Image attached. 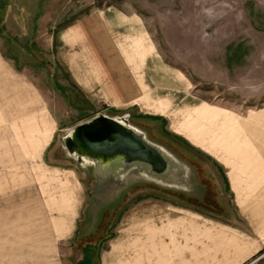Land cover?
I'll return each mask as SVG.
<instances>
[{
	"label": "rangeland",
	"instance_id": "374dc122",
	"mask_svg": "<svg viewBox=\"0 0 264 264\" xmlns=\"http://www.w3.org/2000/svg\"><path fill=\"white\" fill-rule=\"evenodd\" d=\"M3 4L6 9L0 26V50L14 52L20 58V65L31 67L26 72L34 79L40 73L36 69L44 66L40 54L46 52L49 35L47 26L38 25L40 18L50 19L55 30L66 19L77 17L91 7L113 5L144 17L145 26L140 29L149 43L156 46L165 63L182 69L190 79V95L185 92L182 101L207 102L243 114L254 106L250 104L251 99L245 101L241 97L246 95L241 87L249 81H255L256 85L264 81V0H0V7ZM30 22L37 23L34 34L29 30ZM34 36L40 40L33 41ZM59 78L63 80L61 93L54 89L52 77H49L51 88L48 85L46 90V96L52 101V112L56 110V117L61 119L45 154L48 165L41 163L42 168H37L39 160L35 164L34 161L24 163L22 154L15 153L10 154L13 167L0 166V223L14 231L20 230L16 232L18 235H23L30 228L28 225L38 224L45 229V234L48 230L41 239L47 245L46 257L62 259L64 264L84 261L76 259L78 248L89 239L88 232L97 227L102 241L96 243V249L87 250L86 256L88 264H102L103 251L109 242L135 235V223H125L131 218V210L188 208L225 222L236 215V205L214 159L196 148L178 127L181 114L192 107L181 106V101V107L166 111L164 118L134 108L115 109L101 102L92 103L83 96L81 102L66 89L69 88L66 77ZM42 85L47 88L45 83ZM22 102L18 105L22 106ZM126 111L131 124L164 147L180 164L178 167L183 170L172 175V182L178 184L151 180L143 169L136 168L122 178L118 188L100 190L99 198L92 199V167L79 166L68 157L61 138L72 125L99 113L116 115ZM23 126L31 127L29 122ZM39 145L31 142L34 150ZM54 165L60 168H53ZM96 174L103 177L99 171ZM125 238L126 241L131 237ZM35 242L19 236L14 247H0V258L20 259L22 255L29 259L28 256L36 255L37 249L30 248ZM134 243L135 236L129 249L132 254L137 247L144 248L141 243L134 247ZM254 256L261 258H249L241 264H264V250ZM0 261L5 264L4 260ZM198 262L199 259H191L192 264Z\"/></svg>",
	"mask_w": 264,
	"mask_h": 264
},
{
	"label": "crops",
	"instance_id": "0c3cea01",
	"mask_svg": "<svg viewBox=\"0 0 264 264\" xmlns=\"http://www.w3.org/2000/svg\"><path fill=\"white\" fill-rule=\"evenodd\" d=\"M144 20L136 11L113 5L91 7L55 30L50 19L40 18L38 25L47 26L49 35L46 52L40 54L44 66L36 69L40 73L35 79L26 72L30 66L20 65L14 52L0 50V166L13 167L10 154L15 153L22 154L24 163L39 160L37 168H42L41 163L48 165L45 154L61 121L46 96L48 85L51 88L49 77L61 93L63 80L59 77L65 76L66 89L81 102L86 98L164 118L166 111L192 107L181 114L178 127L196 148L214 159L236 205V215L225 222L188 208L131 210L125 223H135L134 247L141 243L144 248L140 244L133 254L129 252L134 236L125 235L131 237L126 240L129 244L125 236L109 242L102 264H192L191 259H199V264H241L254 259L264 250V81L257 85L249 81L241 87L246 90L241 97L251 99L254 106L243 114L207 102L182 101L185 92L190 95L191 81L182 69L165 63L156 46L149 43L140 29ZM30 24L34 34L37 23ZM28 122L31 127L21 128ZM31 142L40 145L34 150ZM2 224L1 248L14 247V241L23 236V240L34 239L30 248L37 249L29 259L22 255L20 259L0 258L5 264H64L62 259L46 257L47 245L41 239L48 230L45 234L38 224L28 225L18 235L20 230Z\"/></svg>",
	"mask_w": 264,
	"mask_h": 264
},
{
	"label": "water",
	"instance_id": "95a60500",
	"mask_svg": "<svg viewBox=\"0 0 264 264\" xmlns=\"http://www.w3.org/2000/svg\"><path fill=\"white\" fill-rule=\"evenodd\" d=\"M128 119L129 111L116 115L99 113L72 125L61 138L68 157L79 166L92 167V199L99 198L100 190L118 188L122 178L136 168L143 169L151 180L156 178L155 181L164 180L167 185L178 184L172 182V175L183 169L178 167L174 156L148 139ZM98 171L103 177L96 174Z\"/></svg>",
	"mask_w": 264,
	"mask_h": 264
},
{
	"label": "flooded vegetation",
	"instance_id": "af4514ba",
	"mask_svg": "<svg viewBox=\"0 0 264 264\" xmlns=\"http://www.w3.org/2000/svg\"><path fill=\"white\" fill-rule=\"evenodd\" d=\"M94 233L96 235H94ZM86 237H89V239H86L85 241H83L81 243V245L79 246V248H78L79 254H78V256H77L76 259H82V260L84 259L83 262L80 260L81 261L80 264H88L89 263V259L86 256L87 250H90L92 248L97 247L96 246L97 245L96 243L102 241L101 240V235H99V232H98V228L97 227H95V230L94 231L91 230L90 232H88V234H87ZM94 237L97 238L96 240H99V241H97V242H96V240H94V241L92 240L91 241V239L94 238ZM75 262H77V260Z\"/></svg>",
	"mask_w": 264,
	"mask_h": 264
},
{
	"label": "trees",
	"instance_id": "16d2710c",
	"mask_svg": "<svg viewBox=\"0 0 264 264\" xmlns=\"http://www.w3.org/2000/svg\"><path fill=\"white\" fill-rule=\"evenodd\" d=\"M5 9H6V4H3V5L0 7V24H1L2 20H3V18H2L3 15H2V14H4Z\"/></svg>",
	"mask_w": 264,
	"mask_h": 264
}]
</instances>
